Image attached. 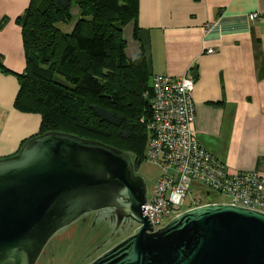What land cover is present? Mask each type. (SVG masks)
Wrapping results in <instances>:
<instances>
[{
	"label": "water",
	"instance_id": "1",
	"mask_svg": "<svg viewBox=\"0 0 264 264\" xmlns=\"http://www.w3.org/2000/svg\"><path fill=\"white\" fill-rule=\"evenodd\" d=\"M148 193L122 149L58 130L32 136L0 158V264H36L57 232L106 208L137 227L90 264H264V212L211 203L154 230Z\"/></svg>",
	"mask_w": 264,
	"mask_h": 264
},
{
	"label": "crops",
	"instance_id": "2",
	"mask_svg": "<svg viewBox=\"0 0 264 264\" xmlns=\"http://www.w3.org/2000/svg\"><path fill=\"white\" fill-rule=\"evenodd\" d=\"M31 3L44 7L47 0H0V57L13 71L0 70V114L8 122L33 117L20 125L15 150L7 146L14 132L3 136L0 157L16 154L41 124L40 113L15 106L14 72L26 68L17 19ZM256 12L264 13V0H139L138 37L130 22L134 47L127 54L142 53L152 77L193 76L198 141L231 171L264 174V17L252 19Z\"/></svg>",
	"mask_w": 264,
	"mask_h": 264
},
{
	"label": "trees",
	"instance_id": "3",
	"mask_svg": "<svg viewBox=\"0 0 264 264\" xmlns=\"http://www.w3.org/2000/svg\"><path fill=\"white\" fill-rule=\"evenodd\" d=\"M74 4L81 16L64 31L59 24L72 23ZM138 14L139 0H47L18 17L26 68L14 72L20 82L15 106L42 116L38 132L20 148L32 136L58 130L132 153L135 167L143 162L152 73L142 53L128 56L124 37L130 22L138 37ZM0 70L13 73L1 57Z\"/></svg>",
	"mask_w": 264,
	"mask_h": 264
},
{
	"label": "built area",
	"instance_id": "4",
	"mask_svg": "<svg viewBox=\"0 0 264 264\" xmlns=\"http://www.w3.org/2000/svg\"><path fill=\"white\" fill-rule=\"evenodd\" d=\"M264 17L253 13L250 17ZM149 97L151 117L144 160L157 165L161 173L148 193L146 210L154 230L186 210L211 203L191 197L197 185L223 195L233 205L264 212V174L256 170L231 171L196 138V108L193 76L155 74ZM147 94V93H146Z\"/></svg>",
	"mask_w": 264,
	"mask_h": 264
},
{
	"label": "rangeland",
	"instance_id": "5",
	"mask_svg": "<svg viewBox=\"0 0 264 264\" xmlns=\"http://www.w3.org/2000/svg\"><path fill=\"white\" fill-rule=\"evenodd\" d=\"M71 13L73 15L72 23L59 24L61 29L64 31H70L75 20L81 16L80 7L74 4L72 6ZM125 28L124 37L127 40L128 53L132 54L134 47L131 39L132 28L130 25ZM32 118L33 117H21V119L14 118L8 122L7 117H3L0 114V145L4 139L3 136L12 130L14 133L7 146L8 149L12 148L15 150L17 148L19 138V130L21 129L20 125L23 120L24 122H29ZM130 154L132 155V153ZM6 156L10 155H5L0 158ZM138 166L140 173L147 181L149 191H151L157 177L161 173L160 168L157 165L146 161H143ZM205 192L206 188L195 185L191 188L189 195L193 198L201 196L206 201L221 203L227 201L225 196L216 192L211 191L208 196ZM71 229L72 231H70ZM114 229V226L110 225V223L103 218L99 219L96 223L95 221H92V223H84L82 220H76L70 227L61 231L50 240L47 248L45 249L47 253L45 255L42 254L36 264H90L102 253L112 248L125 237L131 235L133 231L132 227L128 229L125 228L122 229L120 233L113 236Z\"/></svg>",
	"mask_w": 264,
	"mask_h": 264
},
{
	"label": "flooded vegetation",
	"instance_id": "6",
	"mask_svg": "<svg viewBox=\"0 0 264 264\" xmlns=\"http://www.w3.org/2000/svg\"><path fill=\"white\" fill-rule=\"evenodd\" d=\"M135 168H136V173L139 174V175H142L140 173L139 166H137ZM102 218L105 219L107 222H109L110 225L114 226L115 229H114V232H113V236H115L117 233H120L122 231V229H125V228L128 229L130 227H132V230H133L132 233H133L135 228L137 227V224L130 218L123 217V218L120 219L118 217V213L113 208H106V209H102V210H98V211L88 212V213L82 215L78 220H82V222H84V223H89V222L92 223V221H95V223H96L99 219H102ZM71 225L72 224H70V225L66 226L65 228L61 229L55 235H57L61 231L65 230L66 228L70 227ZM70 231H72V229ZM54 236H53V238H54ZM47 246H46V248H47ZM46 253H47V251L45 250V254Z\"/></svg>",
	"mask_w": 264,
	"mask_h": 264
}]
</instances>
